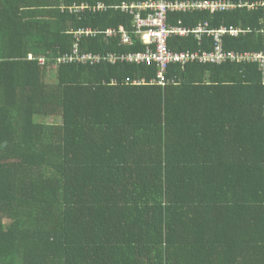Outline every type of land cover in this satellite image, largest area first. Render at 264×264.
<instances>
[{"label":"trees","instance_id":"1","mask_svg":"<svg viewBox=\"0 0 264 264\" xmlns=\"http://www.w3.org/2000/svg\"><path fill=\"white\" fill-rule=\"evenodd\" d=\"M226 1L256 8L169 24L239 30L223 48L264 55V0ZM83 3L0 0V264H264V65L174 64L166 88L126 84L157 76L131 64L66 63L50 80L72 31L99 33L82 52L144 50L102 35L129 17L71 14Z\"/></svg>","mask_w":264,"mask_h":264},{"label":"built area","instance_id":"2","mask_svg":"<svg viewBox=\"0 0 264 264\" xmlns=\"http://www.w3.org/2000/svg\"><path fill=\"white\" fill-rule=\"evenodd\" d=\"M247 8L253 10L256 8L250 4H233L230 2H190L180 3L171 0H139L129 4H123L116 8L131 17V31L128 33L121 28L119 31H108L102 33L109 38L120 39L125 46H132L134 38L144 45L146 48L141 52L127 53L124 55L116 54H92L84 53L79 47V41L82 37L96 36L99 33H91L80 31L75 33L76 44L72 50V54H67L56 60L55 65L48 68H55L66 63H77L82 65H97L103 62L116 64L118 62H126L137 66L145 65L154 66L157 69V76L147 83L145 79L134 80L127 84L132 85H158L166 88L174 81L169 78V68L171 65L179 64L185 66L190 63L199 64H222V63H257L260 68L264 65V55L262 53L251 52H234L226 51L223 48L224 36L238 37L241 31L235 29L220 28L210 30L207 23L199 24L194 29L183 27V22L177 25L169 24V16L174 13H188L193 11L207 12L210 16L221 13H229L237 9ZM104 6L98 7L96 10H104ZM71 14H80L91 10L90 6H74L70 9ZM95 10V9H93ZM193 36L197 41L202 37L211 38L213 48L210 51H174L170 48L169 43L173 38H189ZM32 59L31 56H28ZM39 64L44 65L45 60L39 59Z\"/></svg>","mask_w":264,"mask_h":264},{"label":"crops","instance_id":"3","mask_svg":"<svg viewBox=\"0 0 264 264\" xmlns=\"http://www.w3.org/2000/svg\"><path fill=\"white\" fill-rule=\"evenodd\" d=\"M68 1H74V0H37V1H35V0H25V3L26 4H38V3H41V4H51V7H47V8H45L44 7V9H40V10H56L57 9V6H66L65 4H66V2H68ZM97 1V5L96 6H92L91 5V2H96ZM139 1V0H138ZM175 1H178V2H180V3H190V2H206V1H193V0H175ZM208 2H229V1H226V0H215V1H208ZM129 3H131V2H129ZM128 2H124V3H122V4H119V5H113V6H109V5H106L104 2H101L100 0H84V5H86V6H89V5H91V10H89V14H91V15H96V14H99V13H107V12H109V11H114V12H117V13H120V14H123V15H125V16H127L128 17V15L127 14H125V13H123V12H121L120 10H118V9H116V8H118V7H120V6H122L123 4H129ZM87 4H89V5H87ZM100 6H104L105 7V9L104 10H101V11H97L96 9L98 8V7H100ZM93 9H95V10H93ZM31 10H34V9H31ZM86 12V11H85ZM85 12H82V13H80V15H82V14H84ZM174 14H181V15H191V14H208L209 16H210V14L209 13H207V12H201V11H193V12H188V13H174ZM221 14H226V13H221ZM218 15V14H217ZM79 16V15H78ZM215 16V15H214ZM212 17V16H211ZM130 18V24H131V21H132V19H131V17H129ZM79 19V18H78ZM199 24H204V23H199ZM198 24V25H199ZM197 25V26H198ZM196 26V27H197ZM195 27V28H196ZM121 28H123V29H125L126 31H127V29L125 28V27H123V26H120L119 28H112V29H108L106 32H108V31H119ZM223 28V27H222ZM194 29V28H193ZM80 31H84V32H91V33H94V31L92 30V29H80V30H78V31H72V32H80ZM130 31H131V25H130V30L129 31H127L128 33H130ZM103 33H105V32H103ZM88 37H90V38H96L97 36H88ZM87 37V38H88ZM104 37V39L107 41V42H114V41H117V42H119V46H123V47H130V46H125V45H123L122 43H121V40L120 39H115V38H109V37H107L106 35H104L103 36ZM205 37V36H204ZM203 38V37H202ZM202 38L200 39V40H196L197 42H200L201 40H202ZM206 38H208V37H206ZM181 39H185V38H181ZM132 40H134L135 42H138L142 47H144V50H145V46L144 45H142V43L140 42V41H138V40H135L134 38H132ZM213 42V41H212ZM144 50H142V51H144ZM138 52H141V51H138ZM84 53H92V54H99V55H106V54H109V53H112V54H116V55H124V54H127V53H114V52H103V53H94V52H84ZM129 53H134V52H129ZM69 54V53H68ZM102 64H109V65H114V66H118V65H121V64H130V63H126V62H118V63H116V64H112V63H108V62H103ZM131 65H134V66H136V67H138L137 65H135V64H131ZM88 66H91V65H88ZM93 66V65H92ZM49 69H52V68H49ZM169 78H171L170 76H169ZM128 80V79H127ZM127 80H126V84H127ZM134 80H139V79H134ZM134 80H132V81H134ZM146 80V79H145ZM130 81V80H129ZM132 81H130V82H132ZM147 81V80H146ZM113 82L114 83H117V81L116 80H113ZM148 83V82H147ZM150 83V82H149ZM131 84V83H130ZM151 85V84H150Z\"/></svg>","mask_w":264,"mask_h":264},{"label":"rangeland","instance_id":"4","mask_svg":"<svg viewBox=\"0 0 264 264\" xmlns=\"http://www.w3.org/2000/svg\"><path fill=\"white\" fill-rule=\"evenodd\" d=\"M55 75H56V71L55 69H50L49 70V79H55ZM41 119V118H40ZM45 122H52V118H47V119H44Z\"/></svg>","mask_w":264,"mask_h":264}]
</instances>
